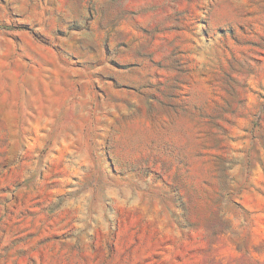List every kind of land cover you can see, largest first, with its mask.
<instances>
[{
  "label": "rangeland",
  "instance_id": "rangeland-1",
  "mask_svg": "<svg viewBox=\"0 0 264 264\" xmlns=\"http://www.w3.org/2000/svg\"><path fill=\"white\" fill-rule=\"evenodd\" d=\"M0 264H264V0H0Z\"/></svg>",
  "mask_w": 264,
  "mask_h": 264
}]
</instances>
